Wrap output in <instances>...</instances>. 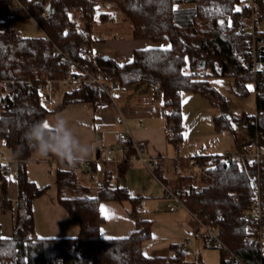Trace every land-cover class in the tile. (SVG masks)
Returning <instances> with one entry per match:
<instances>
[{
	"label": "trees",
	"instance_id": "obj_1",
	"mask_svg": "<svg viewBox=\"0 0 264 264\" xmlns=\"http://www.w3.org/2000/svg\"><path fill=\"white\" fill-rule=\"evenodd\" d=\"M18 1L22 5L16 8L17 18L30 15L43 33L26 36L15 27V20H0V137L6 138L18 162L19 189L17 199H13L8 192L6 167L1 164L0 213L15 208L16 220L8 237L2 235L0 223V259L9 258L14 264H55V260L59 264L187 263L186 251L176 244L172 248L179 251V256L144 253L143 242L152 236L153 219L138 210L142 197L131 196L127 189L112 185L111 170L93 190L79 180L77 171L70 166H58L55 170L58 199L79 221L81 230L76 237H39L33 200L43 195L47 187H39L29 177L28 160L34 151L27 146L23 133L33 123L45 121L51 111L41 100L38 84L77 72L70 57L93 71L109 74L120 84L149 82L159 87L169 108L166 120L172 127L170 141L176 145L181 142L185 128L183 91L198 92L220 106L222 112L217 121L228 117L227 99L207 78L200 77L202 71L234 77L233 88L239 95H245L249 82H255L257 112L244 114L243 118L249 139L259 137L264 147V70L254 72L245 65L247 34L239 33L243 26L241 17L251 15L250 6L246 0H52L51 10L44 15L46 0ZM255 1L257 19L262 21L264 0ZM107 2L116 5L132 22L134 38L149 39L154 45L136 48L133 59L125 63L94 53L91 45L96 39L92 25L98 6ZM182 3H191L193 7H176ZM165 42L169 44L163 45ZM84 43L90 45L92 58L84 56L80 47ZM109 100L98 85L87 82L66 91L62 103L53 110L85 101L92 102L97 110ZM226 155H195L202 167L201 185L187 184V177L180 176L183 184L169 187L181 191L183 201L198 217L223 227L221 235L228 249L221 250V264H262L264 256L259 241L246 227L252 222L250 211L257 182L264 201V162L258 165L247 158L227 161ZM158 177L162 179L160 174ZM164 183L169 184L165 180ZM105 199L131 202L130 215L136 228L127 236L101 234L105 217L100 202ZM230 251L240 260L230 258Z\"/></svg>",
	"mask_w": 264,
	"mask_h": 264
},
{
	"label": "crops",
	"instance_id": "obj_2",
	"mask_svg": "<svg viewBox=\"0 0 264 264\" xmlns=\"http://www.w3.org/2000/svg\"><path fill=\"white\" fill-rule=\"evenodd\" d=\"M16 4L19 5L17 1ZM118 9L111 2L98 6L92 25L93 37L96 40L91 46L94 53H102L115 58L120 63H125L133 59L136 48L150 47L154 43L149 39L134 38L132 22L128 21L129 19L122 13L124 17L120 19V23H117ZM13 11L17 12L16 8L7 12L3 19H6L7 14ZM101 13L105 14L102 16ZM110 14H114V17L110 18ZM16 19L13 20L16 21ZM100 22L103 28L99 29L97 23ZM124 23L129 24L131 29L128 37L119 31L120 24ZM168 44V42L163 43L165 46ZM66 91L65 89L58 91L54 106L45 104L42 96L41 100L51 110L45 121H52L56 114H62L77 137L94 148L87 161L92 162L93 172L100 183L95 184L87 170L77 171L79 180L95 190L104 181L107 172L111 170L112 185L127 189L131 196L142 197L138 210L142 212V215L153 219L152 236L143 242V251L146 255H172L174 252L172 245H179L184 239L191 242V245L187 247L195 251L201 250L206 240L205 238L200 239L202 233L197 219L182 205H177L174 210H171L169 203L173 201L165 195V185L183 184L179 181L180 176L187 177L185 179L187 184L194 182L197 176L199 177L202 167L194 155L201 150H194L185 142L182 145L180 143L176 145L170 141L168 134L170 125L166 120L169 108L166 105L164 92L149 82L131 84L117 82L115 99L104 102L97 110L92 102L87 101L72 102L59 110H53L62 103ZM224 125L228 124L224 123ZM134 142L144 143L146 156L159 158L160 164L156 169V175L152 174L139 160L128 163L135 153V149L130 148L134 146ZM109 149H113L112 154L108 153ZM177 151L181 156H177ZM209 153L213 154V152ZM5 155L7 160L3 165L8 175V192L13 199H17L19 194L18 162L13 157L11 148L5 149ZM186 156H191V158L185 160ZM191 159H194L195 163H191ZM184 162H187V166H183ZM50 164L55 170L61 165L51 157L43 158L35 152L28 160L30 179L39 187H47L43 195L33 200L36 234L39 237H76L81 230L80 223L60 203L56 173L55 170L54 173L50 172ZM174 167L175 176L172 174ZM178 168L182 171H178ZM191 168L198 169L197 175L188 171ZM148 172L156 179H149ZM158 174L163 180L158 177ZM164 180L169 184L164 183ZM1 185L0 177V189ZM131 208L132 204L129 200L123 202L113 199L102 200L100 210L105 221L101 226V234L105 237L130 234L136 228L135 219L130 215ZM143 208H146V212L142 210ZM15 220V208L0 213L1 231L4 237L12 235Z\"/></svg>",
	"mask_w": 264,
	"mask_h": 264
},
{
	"label": "built area",
	"instance_id": "obj_3",
	"mask_svg": "<svg viewBox=\"0 0 264 264\" xmlns=\"http://www.w3.org/2000/svg\"><path fill=\"white\" fill-rule=\"evenodd\" d=\"M20 5V1L16 0ZM52 0H46V5L50 4ZM108 3V2H107ZM246 3L251 8V15L247 18H242L243 26L239 30L240 34H247V47H248V54L244 55L245 57V65L252 69L254 72L258 70H264V30L261 27L260 21L257 19V3L255 0H246ZM106 4V3H102ZM47 8L44 11V15H47ZM114 17V14H110V18ZM17 12L13 11L7 14L6 19H16ZM81 49L84 53L85 57L92 58L94 53L90 51V45L87 43L81 44ZM65 56L68 57L67 54ZM71 59L74 64L77 66L78 70L75 74L68 75L59 79L48 78L45 81H42L38 84V90L43 97V102L47 105L54 106L56 104V94L59 90H72L77 87H81L84 83H93L98 85L102 90H104L111 100L115 99V90L117 87V82L114 81L109 74H106L102 71H93L91 67L81 65L79 62ZM231 81L234 82L235 78L231 77ZM255 85V82H253ZM168 134L171 136L172 134V127H168ZM258 136V135H257ZM135 148V153L132 155V158L128 161L139 160L141 161L149 171L156 175V169L159 167V158L155 156H146L145 155V145L143 142H134L133 143ZM10 148L6 138L0 137V165L3 164L7 158L5 155V149ZM109 154L113 153V149L108 150ZM177 156H181L180 152H176ZM247 158L250 162H254L258 165L264 162V147L260 143L259 137L249 139L246 143L245 150L243 152H237L235 154H227L225 159L227 161H231V159H243ZM52 160L58 161L61 164H65L61 162L58 158H53ZM191 163H195L194 159L190 160ZM71 169L75 171L80 170H87L91 180L95 184H99L100 181L98 178L95 177L93 172V164L91 161H86L84 164L77 165L75 167L70 166ZM54 167L50 164V172L54 173ZM178 171H182L181 168H178ZM259 177V174L257 175ZM255 195L253 199L252 208L250 211V217L252 222L247 224V231L252 233L256 236L260 244V251L261 255L264 256V201L260 191V184L259 182L256 183L255 186ZM165 195L167 198L172 199L173 203H169V208L174 210L177 205H182L186 207L188 210V206L185 204L181 197V191L174 190L168 185H165ZM146 212V208L142 209ZM190 212L193 216L197 219L199 223V227L201 230L202 235L206 240L205 247L209 248H219V249H228L227 244L225 243L224 239L222 238V231L223 227L219 224H210L205 222L202 218L198 217L197 214L193 213L191 210ZM222 215H220L221 217ZM191 245L190 240L184 239L182 240L178 247L184 249L186 251V261L189 264H205L204 260L202 259V251H195L190 253L186 247ZM174 255L179 256V251L174 249ZM229 257H235L237 260H240L236 254L230 251ZM0 264H14L13 260L9 258H1ZM264 264V261L263 263Z\"/></svg>",
	"mask_w": 264,
	"mask_h": 264
},
{
	"label": "rangeland",
	"instance_id": "obj_4",
	"mask_svg": "<svg viewBox=\"0 0 264 264\" xmlns=\"http://www.w3.org/2000/svg\"><path fill=\"white\" fill-rule=\"evenodd\" d=\"M116 6V5H115ZM15 0H0V20L5 18L7 12L12 11V8H17ZM177 8L186 7L191 8L193 4L182 3L177 4ZM111 9V8H108ZM118 20L120 23L122 12L118 9ZM130 21V20H128ZM261 27L264 30V19L260 21ZM15 27L26 36H37L43 33L41 27L30 15L23 14L14 22ZM97 27L103 28V24L97 23ZM119 31L125 34L127 37L131 34L129 24H120ZM200 77L207 78L214 87L220 91L227 99V119L221 122L216 120L222 112V108L213 104L206 96L195 91H183L182 93V114L183 123L185 125L183 131V138L180 142L182 145L185 142L190 148L194 150H201L198 154H212L209 152H219L221 155L228 153L235 154L243 152L245 150L246 143L248 142V129L246 120L243 115H254L257 112L256 105V90L255 85L249 82L247 86V93L245 95H239L233 88V82L231 77L213 75L210 70H204L201 72ZM62 90V89H61ZM227 123L228 125H224ZM197 155V154H196ZM189 160L191 156H186ZM195 157V155H194ZM53 159V158H52ZM174 166V164H173ZM183 166H187V162L183 163ZM182 167V166H181ZM183 173H185L184 168ZM173 169H171L172 171ZM197 168H191L189 172H194L197 175ZM175 176L174 172L172 173ZM149 179H156L149 172L147 174ZM194 184L201 185V181L197 176L194 180ZM168 186H171L170 184ZM147 216V215H146ZM204 236L200 234V239ZM191 253L195 252L193 248L187 247ZM202 259L205 264H221V249L209 248L204 245L201 246ZM55 264H59L58 260H55ZM185 264H189L188 262Z\"/></svg>",
	"mask_w": 264,
	"mask_h": 264
},
{
	"label": "clouds",
	"instance_id": "obj_5",
	"mask_svg": "<svg viewBox=\"0 0 264 264\" xmlns=\"http://www.w3.org/2000/svg\"><path fill=\"white\" fill-rule=\"evenodd\" d=\"M23 139L40 157L53 155L72 167L84 164L94 151L91 144L77 137L68 120L59 113L52 121H37L30 125L24 131Z\"/></svg>",
	"mask_w": 264,
	"mask_h": 264
},
{
	"label": "water",
	"instance_id": "obj_6",
	"mask_svg": "<svg viewBox=\"0 0 264 264\" xmlns=\"http://www.w3.org/2000/svg\"><path fill=\"white\" fill-rule=\"evenodd\" d=\"M51 8H52V5L51 4H48L47 5V10H51ZM106 56H108V55H106ZM203 65H205V62L203 63ZM159 88V87H158ZM1 99H2V94L0 93V101H1Z\"/></svg>",
	"mask_w": 264,
	"mask_h": 264
},
{
	"label": "snow or ice",
	"instance_id": "obj_7",
	"mask_svg": "<svg viewBox=\"0 0 264 264\" xmlns=\"http://www.w3.org/2000/svg\"><path fill=\"white\" fill-rule=\"evenodd\" d=\"M47 126V125H46Z\"/></svg>",
	"mask_w": 264,
	"mask_h": 264
}]
</instances>
